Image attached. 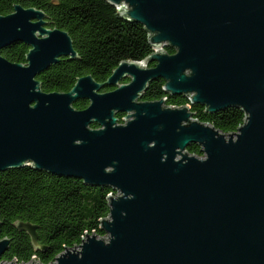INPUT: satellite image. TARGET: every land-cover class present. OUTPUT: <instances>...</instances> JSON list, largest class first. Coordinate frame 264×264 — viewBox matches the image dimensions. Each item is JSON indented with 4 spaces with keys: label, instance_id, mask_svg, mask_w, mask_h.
<instances>
[{
    "label": "water",
    "instance_id": "1",
    "mask_svg": "<svg viewBox=\"0 0 264 264\" xmlns=\"http://www.w3.org/2000/svg\"><path fill=\"white\" fill-rule=\"evenodd\" d=\"M105 1L146 28L154 53L68 93H45L37 77L79 59L69 33L35 8L0 16V173L32 167L114 191L106 236L87 234L51 264H264V0ZM17 43L30 48L25 64L1 54ZM160 79L168 96L246 118L226 135L191 107L142 101ZM16 228L46 249L37 226ZM10 242L0 240V264H16L2 262Z\"/></svg>",
    "mask_w": 264,
    "mask_h": 264
},
{
    "label": "trees",
    "instance_id": "2",
    "mask_svg": "<svg viewBox=\"0 0 264 264\" xmlns=\"http://www.w3.org/2000/svg\"><path fill=\"white\" fill-rule=\"evenodd\" d=\"M15 6L43 11L49 28L69 33L78 53V60L62 58L37 77L45 93H68L78 79L87 76L103 84L121 62H143L154 53L146 28L122 17L105 0H0V16L11 14ZM29 51L27 45L17 43L1 54L12 63L25 64ZM167 52L174 54L175 50L168 48ZM128 82L124 80L122 84ZM164 86L161 79L151 83L142 101L166 98L169 107H191L196 120L226 135L236 132L246 118L240 109L208 113L200 105L192 106L183 96L166 95ZM110 90L105 88L103 92ZM88 106L89 101L84 99L74 105L77 110ZM117 117L122 122L124 115ZM92 128L98 126L94 124ZM188 152L203 157L196 145L188 147ZM111 195L114 191L110 188L89 186L79 179L32 167L0 173V240L11 241L2 262L27 264L36 257L41 264H51L64 251L79 246L87 234L105 237L100 225L109 217ZM18 223L37 226L39 245L46 249L37 250L30 236L16 228Z\"/></svg>",
    "mask_w": 264,
    "mask_h": 264
},
{
    "label": "built area",
    "instance_id": "3",
    "mask_svg": "<svg viewBox=\"0 0 264 264\" xmlns=\"http://www.w3.org/2000/svg\"><path fill=\"white\" fill-rule=\"evenodd\" d=\"M155 52H157V51H155ZM83 238H84V237H83ZM82 240H83V239H82ZM33 260L38 261V260L36 259V257H34V258L32 259V261H33ZM32 261H31V262H32ZM31 262H29V263H27V264H31ZM4 263H5V262H4ZM12 263H13V262H12ZM15 263L18 264L17 262H15ZM39 263H40V262H39Z\"/></svg>",
    "mask_w": 264,
    "mask_h": 264
},
{
    "label": "flooded vegetation",
    "instance_id": "4",
    "mask_svg": "<svg viewBox=\"0 0 264 264\" xmlns=\"http://www.w3.org/2000/svg\"><path fill=\"white\" fill-rule=\"evenodd\" d=\"M126 80H128V79H126ZM113 89H111L110 91H112ZM103 92V91H102ZM109 92V91H108ZM124 115V117L126 116L125 114H123ZM118 118V117H117Z\"/></svg>",
    "mask_w": 264,
    "mask_h": 264
}]
</instances>
